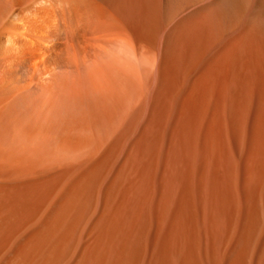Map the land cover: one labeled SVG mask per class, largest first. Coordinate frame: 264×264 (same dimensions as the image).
<instances>
[{
    "label": "bare ground",
    "instance_id": "1",
    "mask_svg": "<svg viewBox=\"0 0 264 264\" xmlns=\"http://www.w3.org/2000/svg\"><path fill=\"white\" fill-rule=\"evenodd\" d=\"M247 113L257 176L264 0H0V264H200L235 202L197 132Z\"/></svg>",
    "mask_w": 264,
    "mask_h": 264
},
{
    "label": "rangeland",
    "instance_id": "2",
    "mask_svg": "<svg viewBox=\"0 0 264 264\" xmlns=\"http://www.w3.org/2000/svg\"><path fill=\"white\" fill-rule=\"evenodd\" d=\"M211 118L212 116H206L205 120ZM236 118L237 116L225 114L218 118L223 123L222 127L218 130L210 131V129H208L204 124H201L197 132V144H199L197 145V150L199 151L198 157H200V161H206V166H213V168L217 170L219 177L222 175L221 178L224 182H228V188L231 190L235 202L234 213L231 214V218L226 222L227 226L225 225L223 228L224 233L220 231L224 235L219 232L213 237L214 239H212V236H208L210 232L207 230L205 232V228L202 226L201 230L203 231H201L200 264H210L208 260L206 261V250L209 247L214 250L217 256V260L219 261L217 264H230L232 260H235L238 257L240 251L239 249L242 247L244 233L247 232L249 228L255 229V234L252 236L250 249L243 259V264H255L256 251L261 243L262 235L264 234V170L261 174H259L260 176H253L251 169L252 164L250 163L253 149L252 146L256 140L255 137L258 136V131H255V129L251 126L252 122H254L255 116L251 113H247L242 116V126L239 129L235 128L233 125L231 126L233 121L232 119ZM144 119L145 118H142V121ZM151 119L153 124V126L151 125V127H153L152 129L158 130L161 128L160 124L162 126L165 124L166 134L164 133V138H168L165 142H168L171 136H175L181 130L179 127L181 118L178 115H174V113L164 116H152ZM138 131L141 132V130ZM140 132H137L138 135ZM200 143H202V145ZM203 144L205 145V149H203ZM124 149L125 148H123V150ZM213 151L214 153L211 154ZM216 151H218V153ZM223 158L225 159L223 160ZM219 159H221V161ZM220 162L222 164H220ZM114 166L115 163L110 166L105 179L102 182L101 189L104 188L106 181H108L107 179H109ZM249 168L250 170L248 171ZM252 216L254 221L251 218ZM207 237H209V239L211 238L210 241H214L212 243H208L209 239Z\"/></svg>",
    "mask_w": 264,
    "mask_h": 264
}]
</instances>
